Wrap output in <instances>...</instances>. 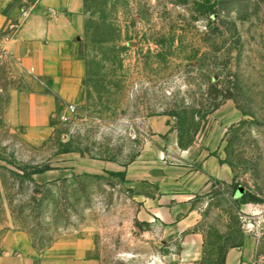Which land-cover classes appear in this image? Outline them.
I'll use <instances>...</instances> for the list:
<instances>
[{
    "label": "rangeland",
    "instance_id": "1",
    "mask_svg": "<svg viewBox=\"0 0 264 264\" xmlns=\"http://www.w3.org/2000/svg\"><path fill=\"white\" fill-rule=\"evenodd\" d=\"M72 1L84 98L48 133L4 122L0 47V253L14 230L40 255L88 236L92 264H264V0ZM204 138L232 180L164 194L158 162Z\"/></svg>",
    "mask_w": 264,
    "mask_h": 264
},
{
    "label": "crops",
    "instance_id": "2",
    "mask_svg": "<svg viewBox=\"0 0 264 264\" xmlns=\"http://www.w3.org/2000/svg\"><path fill=\"white\" fill-rule=\"evenodd\" d=\"M24 8H30L23 16ZM72 0H0V47L8 61V78L14 83L6 93L2 118L26 135L49 132L52 120L78 106L84 98L83 66L73 48L74 26L70 19ZM216 141L204 138L190 148L191 160L163 166V176L154 179L169 197L188 199L210 185V181L232 180L233 173L221 160ZM149 198V197H148ZM160 211L159 202H144ZM0 264H92V241L88 236L62 239L44 254L31 245L23 232L6 230L2 235ZM247 249L227 251L226 264H241ZM40 259V263L37 261Z\"/></svg>",
    "mask_w": 264,
    "mask_h": 264
},
{
    "label": "built area",
    "instance_id": "3",
    "mask_svg": "<svg viewBox=\"0 0 264 264\" xmlns=\"http://www.w3.org/2000/svg\"><path fill=\"white\" fill-rule=\"evenodd\" d=\"M29 12H30V8H24L22 15L26 16V15H28ZM1 51H3V49H1ZM69 109H73L72 105L69 106Z\"/></svg>",
    "mask_w": 264,
    "mask_h": 264
}]
</instances>
